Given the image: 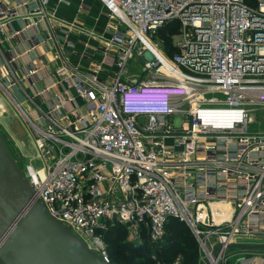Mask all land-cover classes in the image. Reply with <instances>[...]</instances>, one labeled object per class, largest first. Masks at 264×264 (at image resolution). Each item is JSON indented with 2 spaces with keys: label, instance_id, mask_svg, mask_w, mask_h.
<instances>
[{
  "label": "built area",
  "instance_id": "1",
  "mask_svg": "<svg viewBox=\"0 0 264 264\" xmlns=\"http://www.w3.org/2000/svg\"><path fill=\"white\" fill-rule=\"evenodd\" d=\"M53 1L0 0V48L15 20L44 23L58 44ZM99 1L101 33L63 23L98 42L97 69L69 65L65 43L55 48L65 92L25 91L43 103L23 114L46 163L24 173L50 214L107 261L104 231L124 225L157 242L175 218L201 264H230L229 244L264 243V131L250 129L264 105V0ZM175 21L168 55L154 39ZM132 59L143 76L127 75Z\"/></svg>",
  "mask_w": 264,
  "mask_h": 264
},
{
  "label": "water",
  "instance_id": "2",
  "mask_svg": "<svg viewBox=\"0 0 264 264\" xmlns=\"http://www.w3.org/2000/svg\"><path fill=\"white\" fill-rule=\"evenodd\" d=\"M227 248L264 250V243ZM0 264H113L50 214L1 134Z\"/></svg>",
  "mask_w": 264,
  "mask_h": 264
},
{
  "label": "rangeland",
  "instance_id": "3",
  "mask_svg": "<svg viewBox=\"0 0 264 264\" xmlns=\"http://www.w3.org/2000/svg\"><path fill=\"white\" fill-rule=\"evenodd\" d=\"M97 1L83 0V2L81 3V7H82V12L85 16L81 15V18L79 19L76 18L70 19L71 16L69 13L72 11L70 9H66L65 14H62L63 12L59 13L60 9L58 8V5L60 4L61 1L60 0L53 1V3L55 4V41L58 42V44H55V48L57 46L60 49L64 47L66 43L67 47H65V51L63 50H59V51L62 52L63 58L64 57L67 58L69 65L73 67H78L80 65L73 64L71 62L72 61L71 57L75 56L76 53L79 54L80 50L84 52L86 56L88 54L91 55V52L94 51L91 50L94 49L93 47L94 44H92L94 40L93 39L89 40L91 38L89 37L88 34L83 33L85 31L82 32L72 31L69 29L70 28L69 26L63 23H67V24L75 23L76 25L81 26L80 29H84V28L86 29L87 25L85 24V22L96 23L97 25L104 27L107 21L105 18H103L102 14L100 15ZM66 2H71L74 4L78 2V0H66ZM65 8H69V7H65ZM83 20H85V22H83ZM169 30L170 29H166V30L163 29L161 33L158 32L159 34H157V36L154 39V41L157 42L163 49L167 47V43H168L164 35L166 31ZM178 32H179V26H178ZM178 32L172 36V43H174V39L178 34ZM79 48L81 49L79 50ZM94 58H98V57L95 56ZM94 63H93L94 65L93 70L96 67ZM140 65H141L140 60L132 59L130 61V66L127 74L129 78L137 77V76L140 77L145 74V72L142 70ZM4 66L6 65H3L2 69L4 70L5 74L2 75V73L0 72L1 74L0 75V134L2 135L3 139L7 143L15 159L17 160L20 167L25 173L28 171L30 172L32 170L35 171L41 170L45 166L44 164L46 163V159L43 153L37 147L36 144L37 133L35 132L34 128L30 125V123L27 121L23 112H26L28 114L27 111H29L30 113V111L34 108L33 105L34 100L36 102H39L41 105H43V103L39 99L40 96L35 97L34 100L31 99L29 103L27 94L25 90L22 88V85L16 74L13 72L12 69H9L8 66L6 68ZM109 74L113 76L112 69L110 70ZM3 76L9 81L7 82L5 79H3ZM107 79H108L107 82H111V79L109 78ZM217 96L223 97L222 95H217ZM62 113L66 114L65 108H62L61 114ZM30 115L32 116L31 113ZM251 119L253 124H251L250 129L252 131H264V105L254 109V111L251 114ZM125 235L131 241H138V239L132 238V235L128 229ZM106 248L108 254L109 252H108L107 243H106ZM238 252L239 251H236L235 249H231L228 251V254L229 255L238 254ZM112 261L117 262L116 260H112Z\"/></svg>",
  "mask_w": 264,
  "mask_h": 264
},
{
  "label": "crops",
  "instance_id": "4",
  "mask_svg": "<svg viewBox=\"0 0 264 264\" xmlns=\"http://www.w3.org/2000/svg\"><path fill=\"white\" fill-rule=\"evenodd\" d=\"M60 1L61 2L58 5V8L60 9L59 13L63 12L62 14H65L66 9L72 10L69 13L71 16L70 19H79L81 18V15H84L81 7V3L83 2V0H78V2L74 4L71 2H66V0ZM98 1L97 4L99 6V13L100 15L102 14L103 18L106 19L107 24L108 17L106 10L102 6V4L99 3L100 1ZM53 5L55 7L54 3ZM52 8L49 9L50 12L51 10L55 11V9ZM22 10L24 11L25 9ZM51 21L52 26L55 27V21H53V19H51ZM83 22H85V20H83ZM85 24L87 25V28H94L99 33H101L102 29H104L106 26L105 25L104 27H102L97 25L96 23L91 22H85ZM10 30L16 32L15 37L7 42L2 43L0 48V72L2 73V75L5 74L4 70L2 69L3 65H6L4 66L5 68L8 66V68L12 69L18 77L22 88L29 94H35L38 90L43 89L47 91L48 95L51 92L53 94H60L65 92L64 89L67 87L66 82L64 81V79L55 76V42H53V40L51 39L53 35L50 33L51 31L46 29V25L42 23L36 28L33 27L27 29L25 28V23L23 21L15 20L12 21ZM92 44H94V49L91 50L94 51L91 52V55H87L91 60L84 57L83 55H85V53L80 50L81 48H79V54L76 53L75 56H72L71 62L73 64L80 65L83 69L93 70V58L95 56L98 57L94 59L99 60L100 62L101 55L97 53V51H95L98 42L94 41ZM34 69H37V73L31 74L32 70ZM95 69H97V65ZM26 77H28L31 82L26 81ZM100 77L106 78V74L104 71L100 73ZM3 79H5L7 82L9 81L4 78V76ZM238 251V254L231 255L230 264H240L239 259L242 257H253V264H264V250L238 249Z\"/></svg>",
  "mask_w": 264,
  "mask_h": 264
},
{
  "label": "trees",
  "instance_id": "5",
  "mask_svg": "<svg viewBox=\"0 0 264 264\" xmlns=\"http://www.w3.org/2000/svg\"><path fill=\"white\" fill-rule=\"evenodd\" d=\"M163 29H170L164 37L168 41L165 49L172 55L176 51L172 36L178 32V22H170L158 32ZM126 232V226L117 225L102 234L109 260L114 264H174L178 256H181V264H200L196 239L189 228L175 218L167 221L164 236L157 242H152L146 233L140 240L131 241Z\"/></svg>",
  "mask_w": 264,
  "mask_h": 264
},
{
  "label": "bare ground",
  "instance_id": "6",
  "mask_svg": "<svg viewBox=\"0 0 264 264\" xmlns=\"http://www.w3.org/2000/svg\"><path fill=\"white\" fill-rule=\"evenodd\" d=\"M26 113V112H25Z\"/></svg>",
  "mask_w": 264,
  "mask_h": 264
}]
</instances>
